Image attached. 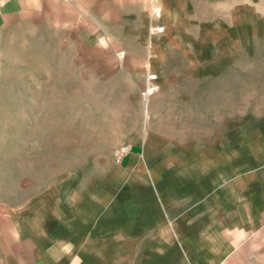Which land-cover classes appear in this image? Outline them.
Returning <instances> with one entry per match:
<instances>
[{"label":"crops","instance_id":"obj_1","mask_svg":"<svg viewBox=\"0 0 264 264\" xmlns=\"http://www.w3.org/2000/svg\"><path fill=\"white\" fill-rule=\"evenodd\" d=\"M192 2L161 1L160 42L187 61L195 58V38L184 39ZM48 8L83 16L84 29L89 16L106 33L115 23L121 33L113 42L134 70L144 69L156 37L149 0H48ZM41 9V0H0V68L26 33H39ZM216 31L213 48L200 52L216 70H195L196 78L226 75L227 30ZM250 123L227 119L219 133L195 140L150 130L130 141L122 162L113 152L97 156L15 204H0V264H264V120Z\"/></svg>","mask_w":264,"mask_h":264},{"label":"rangeland","instance_id":"obj_2","mask_svg":"<svg viewBox=\"0 0 264 264\" xmlns=\"http://www.w3.org/2000/svg\"><path fill=\"white\" fill-rule=\"evenodd\" d=\"M41 2L39 33H26L0 68V204H15L97 156L113 152L117 162V150L150 130L195 140L219 133L227 119L264 120V0H193L184 39L195 38L194 60L161 44L160 34L141 72L127 53L119 57L125 50L113 42L121 33L115 23L106 33L89 16L84 29L83 16L55 14ZM120 19L134 23L127 14ZM218 26L227 30L226 75L196 78L195 70L214 69L200 52L213 48ZM155 72L163 90L146 101Z\"/></svg>","mask_w":264,"mask_h":264},{"label":"built area","instance_id":"obj_3","mask_svg":"<svg viewBox=\"0 0 264 264\" xmlns=\"http://www.w3.org/2000/svg\"><path fill=\"white\" fill-rule=\"evenodd\" d=\"M162 0H150L149 6V17H150V24H149V32L152 36H157L165 32L166 25L163 22V10L161 6ZM125 51L119 52V57L123 58L125 56ZM159 79V74L155 73H148L147 76V84H146V91L145 97L146 101H148L149 97L159 90V85L157 84V80ZM130 151L129 146H125L116 152L117 162H122L123 157Z\"/></svg>","mask_w":264,"mask_h":264}]
</instances>
